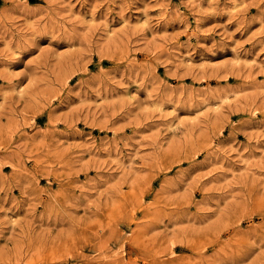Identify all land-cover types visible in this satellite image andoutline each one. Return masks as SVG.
<instances>
[{
  "label": "rangeland",
  "instance_id": "1",
  "mask_svg": "<svg viewBox=\"0 0 264 264\" xmlns=\"http://www.w3.org/2000/svg\"><path fill=\"white\" fill-rule=\"evenodd\" d=\"M0 264H264V0H0Z\"/></svg>",
  "mask_w": 264,
  "mask_h": 264
},
{
  "label": "bare ground",
  "instance_id": "2",
  "mask_svg": "<svg viewBox=\"0 0 264 264\" xmlns=\"http://www.w3.org/2000/svg\"><path fill=\"white\" fill-rule=\"evenodd\" d=\"M106 28H107V26H106ZM218 103H216V105H217ZM215 106V105H214ZM218 106V105H217ZM216 107V106H215Z\"/></svg>",
  "mask_w": 264,
  "mask_h": 264
}]
</instances>
